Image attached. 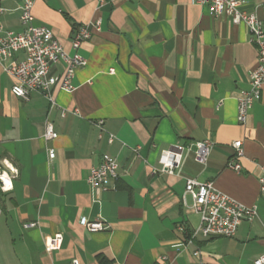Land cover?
<instances>
[{"label": "crops", "instance_id": "1", "mask_svg": "<svg viewBox=\"0 0 264 264\" xmlns=\"http://www.w3.org/2000/svg\"><path fill=\"white\" fill-rule=\"evenodd\" d=\"M25 1L0 0V36L24 29ZM244 8L264 23V0ZM32 11L68 54L79 26L90 36L78 49L86 63L75 89L56 91L55 103L39 91L15 96L8 62L0 64V167L11 184L0 194L2 264H254L264 253V97L238 121L240 91L257 65L247 26L192 0H33ZM47 121L55 140L44 137ZM206 139L212 148L201 163L192 146ZM236 140L240 172L227 167ZM167 150L181 154L173 172L161 163ZM104 153L118 176L96 190L87 176ZM187 178L213 181L256 215L233 237L189 239L201 219L190 196L182 202ZM84 217L104 228L90 231ZM58 232L60 249L47 252Z\"/></svg>", "mask_w": 264, "mask_h": 264}, {"label": "built area", "instance_id": "2", "mask_svg": "<svg viewBox=\"0 0 264 264\" xmlns=\"http://www.w3.org/2000/svg\"><path fill=\"white\" fill-rule=\"evenodd\" d=\"M193 3L209 5L213 14L226 15L232 23H244L252 41L257 48V65L249 72V88L240 91L238 99V121L245 123L249 116L252 105L264 97V23L255 12L244 8L246 0H192ZM33 0H26L21 7V22L24 29L21 32L7 30L0 36V64L8 62L3 66L6 73L14 79L11 92L24 99H28L34 91H39L55 103L54 93L56 91L72 92L75 89L73 79L77 68L86 63V59L79 53L83 41L90 36V30L81 25L73 34L71 39L73 54L64 51L63 46L51 28L35 22L33 15ZM97 21L96 25H99ZM63 63L60 73H53V65ZM114 69L111 68L110 72ZM64 111L62 115H64ZM52 122L45 124L44 137L47 140H55L58 137ZM112 139L110 138V141ZM234 153L227 163V167L240 172L242 165L240 158L243 155L242 141L236 140L232 143ZM196 159L206 163L212 142L209 139L197 141L192 146ZM55 151L49 150V157L53 158ZM181 154L177 151L167 150L163 153L161 163L163 167L173 172L179 167ZM119 164L117 160L104 153L99 165L92 167L87 176V181L96 190L108 189L118 176ZM9 179L7 186L3 176ZM1 190L6 191L11 186L10 176L5 169L0 168ZM260 190L264 194V169L259 176ZM187 196L192 199V208L200 214V225L190 234L191 237L201 233L204 237H233L236 235L239 225L244 219L252 220L256 215L255 206H245L230 195L217 190L213 181H198L195 178H187L182 202L187 205ZM81 223L90 231L104 228L102 221H89L82 218ZM36 222L24 224L26 228L33 227ZM184 230V226H179ZM63 235L58 232L52 235L46 245L47 252L60 249ZM177 250L185 246L184 242L175 245ZM199 254L195 251L194 255ZM254 264H264V253L253 260ZM72 264H80L74 259Z\"/></svg>", "mask_w": 264, "mask_h": 264}, {"label": "bare ground", "instance_id": "3", "mask_svg": "<svg viewBox=\"0 0 264 264\" xmlns=\"http://www.w3.org/2000/svg\"><path fill=\"white\" fill-rule=\"evenodd\" d=\"M0 168H1V167H0ZM3 179H4L5 183H6V185H8V184H7V181H9V179H8V177L6 176V174H4Z\"/></svg>", "mask_w": 264, "mask_h": 264}, {"label": "trees", "instance_id": "4", "mask_svg": "<svg viewBox=\"0 0 264 264\" xmlns=\"http://www.w3.org/2000/svg\"><path fill=\"white\" fill-rule=\"evenodd\" d=\"M0 194H2V190H1V182H0Z\"/></svg>", "mask_w": 264, "mask_h": 264}, {"label": "rangeland", "instance_id": "5", "mask_svg": "<svg viewBox=\"0 0 264 264\" xmlns=\"http://www.w3.org/2000/svg\"><path fill=\"white\" fill-rule=\"evenodd\" d=\"M0 264H2V260L0 259Z\"/></svg>", "mask_w": 264, "mask_h": 264}]
</instances>
